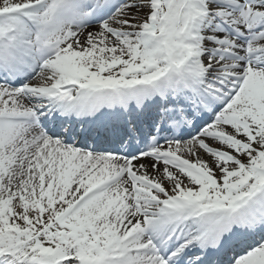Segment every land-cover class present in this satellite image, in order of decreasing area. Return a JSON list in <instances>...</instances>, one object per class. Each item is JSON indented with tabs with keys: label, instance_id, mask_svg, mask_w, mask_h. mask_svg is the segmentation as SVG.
<instances>
[{
	"label": "snow or ice",
	"instance_id": "6c2138e0",
	"mask_svg": "<svg viewBox=\"0 0 264 264\" xmlns=\"http://www.w3.org/2000/svg\"><path fill=\"white\" fill-rule=\"evenodd\" d=\"M0 264H264V0H0Z\"/></svg>",
	"mask_w": 264,
	"mask_h": 264
}]
</instances>
